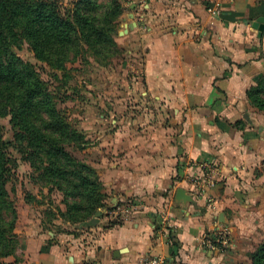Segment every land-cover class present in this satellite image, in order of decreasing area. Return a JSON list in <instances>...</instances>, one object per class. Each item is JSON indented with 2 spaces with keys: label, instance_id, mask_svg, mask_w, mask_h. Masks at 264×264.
<instances>
[{
  "label": "crops",
  "instance_id": "1",
  "mask_svg": "<svg viewBox=\"0 0 264 264\" xmlns=\"http://www.w3.org/2000/svg\"><path fill=\"white\" fill-rule=\"evenodd\" d=\"M213 2L220 15L207 9ZM131 5L115 40L143 51L144 92L168 121L115 132L110 143L104 190L130 208L60 240L22 215L19 253L3 264H140L151 254L170 264H245L264 238V109L248 97L264 77V0ZM205 162L218 169L208 200L191 182ZM179 188L190 199H179ZM223 227L226 249L206 248L201 236Z\"/></svg>",
  "mask_w": 264,
  "mask_h": 264
},
{
  "label": "trees",
  "instance_id": "2",
  "mask_svg": "<svg viewBox=\"0 0 264 264\" xmlns=\"http://www.w3.org/2000/svg\"><path fill=\"white\" fill-rule=\"evenodd\" d=\"M123 9L120 0H0V116H8L16 135L25 140L29 156L40 170V183L65 195L64 221L90 227L100 208L112 209L96 168L67 148L83 136L57 108L55 96L34 67L12 50L25 40L36 57L54 67L88 53L105 61L121 47L115 40ZM264 109V77L248 90ZM0 131V264L14 255L18 213L7 189L11 167ZM66 197H70L67 200ZM113 223L117 220L112 221ZM170 239L175 245L172 232ZM251 264H264V240L250 254Z\"/></svg>",
  "mask_w": 264,
  "mask_h": 264
},
{
  "label": "rangeland",
  "instance_id": "3",
  "mask_svg": "<svg viewBox=\"0 0 264 264\" xmlns=\"http://www.w3.org/2000/svg\"><path fill=\"white\" fill-rule=\"evenodd\" d=\"M60 1L64 5H70L73 0ZM131 1L120 0L122 14L134 8L133 5L130 6ZM119 46L120 51L105 61L88 53L84 58L65 62L63 68L39 60L25 40L12 47L16 55L30 63L38 76L47 82L48 89L55 96L57 108L82 134V140L71 142L67 148L76 157L96 168L103 185L101 172L108 165L106 158L112 153L110 143L115 132L140 131L147 124L168 121V114L158 112L159 102L148 98L144 92L143 51L136 45ZM0 131L7 145L11 167L7 189L16 205L17 221L22 215H26V219H30L27 223L35 220L39 231L54 235V238L59 240L79 236L83 231H88L87 227L63 220L60 211L66 210L65 195L40 183V170L32 162L27 146L23 145L25 140L20 141L16 136L22 131L19 127L12 126L8 116H0ZM108 196L107 202L111 206L123 204L126 207L127 201H116L111 195ZM115 207L111 210L100 208L98 211H101L103 216ZM14 232L19 239L16 225ZM263 240L264 238L256 242L247 253L245 264H251L250 254ZM14 253H19V246L15 248Z\"/></svg>",
  "mask_w": 264,
  "mask_h": 264
},
{
  "label": "built area",
  "instance_id": "4",
  "mask_svg": "<svg viewBox=\"0 0 264 264\" xmlns=\"http://www.w3.org/2000/svg\"><path fill=\"white\" fill-rule=\"evenodd\" d=\"M207 9L215 15L221 14L220 2L209 5ZM217 166L210 162L202 164L199 174L192 175L191 182L194 186V195L196 197L206 196L210 199L208 189L214 184V176L217 173ZM121 205V206H120ZM116 206L113 212L114 218L122 219L129 210L130 203L126 202V207L123 204ZM201 242L206 248L218 247L222 250L226 249L229 243L228 230L223 227L220 230L212 233H204L201 236ZM170 257L163 254L146 255L140 259V264H170Z\"/></svg>",
  "mask_w": 264,
  "mask_h": 264
},
{
  "label": "water",
  "instance_id": "5",
  "mask_svg": "<svg viewBox=\"0 0 264 264\" xmlns=\"http://www.w3.org/2000/svg\"><path fill=\"white\" fill-rule=\"evenodd\" d=\"M262 28V26H260V29ZM177 196L179 199H190V197L188 195H186L185 190L182 188H179L177 190ZM102 216V212L101 211H97L95 214V220H98V218H100Z\"/></svg>",
  "mask_w": 264,
  "mask_h": 264
}]
</instances>
